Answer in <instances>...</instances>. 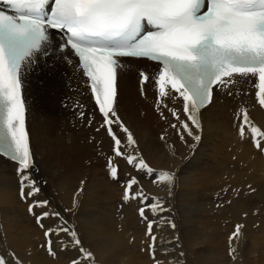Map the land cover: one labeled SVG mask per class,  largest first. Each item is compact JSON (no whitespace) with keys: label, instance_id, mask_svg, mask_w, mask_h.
<instances>
[{"label":"bare ground","instance_id":"6f19581e","mask_svg":"<svg viewBox=\"0 0 264 264\" xmlns=\"http://www.w3.org/2000/svg\"><path fill=\"white\" fill-rule=\"evenodd\" d=\"M144 65L151 76L158 71L155 66ZM118 83L119 115L137 141L135 147L138 154L154 172L146 174L131 165L126 167V161L117 158L119 182L109 177L106 161L113 155L112 142L103 130L99 133L96 131L102 122L101 115L81 79L65 81L55 65L30 73L28 84L24 87L28 108L26 127L35 160L31 175L41 188L37 198L48 200L47 210L59 212L67 220L69 228H73L74 224L83 245H89L99 264H134L140 261L139 256L142 258L140 253L134 251L142 241L144 244L149 243L150 237L143 231H128L124 229L125 226H119L118 220L132 218L134 208L126 207L118 215L116 206L123 202L122 183L125 185L130 177H136L148 203L158 199L163 205L161 217L168 221L184 220L191 224L187 223L190 234L185 241L192 256L196 242L206 244L202 246L207 250L197 251L196 260H191L190 264H264L263 227L249 234V243L245 242L247 236L234 242L237 245V259L233 261L229 249L223 252V243L211 233L207 235L206 228L210 224L203 221L222 218V212L214 215L218 212L213 211V202L209 201L213 200L218 190L226 192L228 188H242L239 197L234 195L235 199L231 200L232 206L228 209L231 219L243 221L256 218L249 216L245 219V213L249 211L250 204L254 205L256 200L264 197V155L252 148L253 143L247 132L244 139L240 137L238 116H242L246 110L251 123L264 130V108L256 98L257 80L253 78L241 82L232 95L214 91L213 103L200 114L202 128L199 130V142L182 133L179 126H171L177 124V121L168 108L177 109L181 119L186 120L182 113V100L173 102L168 99V108L157 110L155 85L147 84L144 94H141L135 70L122 74ZM81 112L87 119L80 117ZM88 119H92L91 124ZM193 144L195 148L191 147ZM15 167L14 163L0 158V223L3 225L5 243L18 255H24V260L31 258L32 264H64L63 261L47 257V252L39 247L41 244L37 245L39 241L36 239L43 229L31 223L35 220L28 212L32 198L21 200L19 197ZM161 171L176 174L171 194L169 188L159 182L158 174ZM248 185L254 189L257 187V190L242 200L240 194ZM128 203L132 205L137 201ZM208 203L210 210L207 208ZM41 211L43 209H36L37 213ZM257 218L261 217L257 215ZM44 221L52 227L63 222L55 216ZM220 236L223 238V235ZM163 238L166 242V239L175 240L176 236L168 232ZM69 239L65 235L62 237L65 241ZM182 245V240L177 241L176 250L157 255L160 264H183L180 261ZM76 251L75 248H68L58 253L61 259H71L78 253Z\"/></svg>","mask_w":264,"mask_h":264},{"label":"snow or ice","instance_id":"6c2138e0","mask_svg":"<svg viewBox=\"0 0 264 264\" xmlns=\"http://www.w3.org/2000/svg\"><path fill=\"white\" fill-rule=\"evenodd\" d=\"M0 3L13 13L0 10V158L16 165L19 197L32 198L28 212L43 229L45 241L41 247L53 258H58V251L75 248L78 255L70 264H95L94 253L84 247L77 231L68 227L59 212L47 210L48 200L37 198L41 188L31 175L35 160L26 130L28 108L23 77L39 55L59 50L69 63L72 61L68 53L76 58V67L86 78V86L101 115L102 122L96 131L103 130L112 142L113 155L107 158L106 166L109 177L116 182L120 179L117 158L140 172H154L138 154L137 141L119 115L118 81L128 67L121 62L122 58L147 59L158 65L154 76L139 71L141 94L147 84L153 83L157 110L168 108V99L182 100L186 120L181 119L177 109L168 108L177 121L171 126H179L195 142L201 140V110L213 103L216 90L232 95L238 84L255 78L256 98L264 108V0H0ZM55 33L62 34L61 42L54 43ZM79 115L87 119L83 112ZM238 119L240 137L244 139L247 132L254 147L264 152V130L251 123L246 110ZM88 122L91 124L92 119ZM158 179L171 194L175 172L161 171ZM144 198L139 181L130 177L123 201L139 202ZM37 208L43 211L37 213ZM162 209L158 199L151 204L154 214ZM138 211L147 221L145 234L151 240L147 249L141 250H147L155 264H160L156 259L157 237L153 234L155 222L148 220L143 207ZM53 216L63 222L46 227L44 220ZM171 227L175 228V223ZM244 227L237 224L229 236V256L233 261L237 259L234 242L242 236ZM61 234L70 239H60ZM0 264H24V261L15 252H0Z\"/></svg>","mask_w":264,"mask_h":264},{"label":"rangeland","instance_id":"374dc122","mask_svg":"<svg viewBox=\"0 0 264 264\" xmlns=\"http://www.w3.org/2000/svg\"><path fill=\"white\" fill-rule=\"evenodd\" d=\"M89 141H91V140H89ZM252 146V145H251ZM254 147V145L252 146V148ZM254 150H255V147L253 148ZM261 152V151H260ZM263 155H264V152H261ZM262 155V156H263ZM126 167H131L130 165H128L127 163H126V165H125ZM133 171H135V169H133ZM122 185H123V183H122ZM120 186L121 188H122V190H123V192H122V196H123V193H124V188H125V185H123V186ZM251 187V188H250ZM249 187V185L248 186H246L245 187V192H246V190L248 191V193L246 192H244L243 191V193L242 194H240V198H242V200H244L245 199V197L247 196V195H249V193L250 194H252V193H254L257 189V187H255V189L253 188V186L251 185ZM229 189H231V188H228V189H226V192H225V190H218L215 194H214V196L212 197V199L213 200H211V201H209V202H213V205L214 206H216V207H214L213 206V211H216V212H218L217 214H214V215H219L220 214V212H222L221 213V215H222V218H213L212 220H203L204 222L206 221L208 224H210V226H208L207 228H206V231H207V235L209 234V233H211V235L212 236H215L217 239H219L223 244H222V251L223 252H225L226 250H228L229 249V246H228V242H229V236L232 234V232L234 231V229H235V226L237 225V224H242V225H244L245 227L242 229V236L239 238V240H241V239H244L246 236V238H245V242L246 243H249V234H251V233H253L255 230H260L262 227H263V229H264V204H263V200H264V197L262 198V196L258 199V200H256V202H258L259 200V204L258 203H254V205L252 204H250V209H249V211H247L246 213H245V219L246 218H248L249 216H251V217H256V218H254V220H232L231 218V215H230V213L228 212L229 210H230V208H231V206H232V199H235V196H238V194L241 192V189L242 188H238V190H236V189H231L230 191H229ZM239 189H240V191H239ZM251 191H249V190ZM252 189V190H251ZM254 190V191H253ZM221 192V193H220ZM223 193H225V194H223ZM226 194H228V195H226ZM246 194V195H245ZM235 195V196H234ZM241 195H243V196H241ZM227 197V198H226ZM239 197V196H238ZM215 198V199H214ZM223 199V200H222ZM228 199L230 200V202L228 203ZM262 200V201H261ZM224 201H226L227 202V205H225L226 204V202L225 203H223ZM152 203H155V201H151L150 203H148V201L144 198L141 202H137L136 204H129L128 202L127 203H125L124 201L123 202H121L120 204H119V206H116L117 207V211H118V215L124 210V208H126V207H133L134 208V210H133V212H131V215H132V218L130 219V220H118V225L119 226H125V230H128V231H143V232H145L146 233V231H147V227H146V225H147V221L146 220H144L140 215H139V211H138V209L140 208V207H143L144 209H145V214H146V216H147V218H148V220H151V221H154L155 223H154V232H153V234L157 237V240H159V242L158 241H156V246H155V249H156V256L157 255H160V254H162L163 252L164 253H168V252H172V251H174V250H176L177 249V246H176V242L177 241H183V245H182V253H184V255L181 257L180 256V261L183 263V264H190V261L191 260H196V257H197V255H198V252L197 251H199L200 250V252H204V251H206L207 249H206V247L205 246H202V245H204L205 243H203V242H196L195 243V245L197 246H194L193 247V256H192V252L189 250V249H187V240L185 241V238L190 234V232L188 231V229L190 228V226H191V224L190 223H185V221L184 220H165L163 217H161V215H160V212H161V210L160 211H158L157 213H153L152 212V210H151V204ZM217 203V204H216ZM221 203H223V204H221ZM257 204V206L255 207V205ZM223 205V206H222ZM229 205V206H228ZM262 205V207H260L259 208V206H261ZM227 206V208H225ZM219 207H221V208H219ZM253 207H255V209H253ZM207 208L210 210L211 209V206H210V203H208L207 204ZM215 208H217V210H215ZM257 208V209H256ZM221 209V210H220ZM227 209V210H226ZM229 209V210H228ZM259 209H261L262 211H260ZM202 210H203V208H202ZM254 212H256V213H254ZM258 212L261 214H258ZM250 215H249V214ZM259 216V217H261V218H257V215ZM224 215V216H223ZM263 215V216H262ZM118 217V216H117ZM220 219H222L221 221H220ZM229 220V221H228ZM182 221H184V222H182ZM213 221V222H212ZM224 221V222H223ZM237 222V223H235V222ZM120 222V223H119ZM175 223V225H176V227L175 228H172L171 227V223ZM231 222V223H230ZM31 223H33V225H37L36 224V222H35V220H33V221H31ZM44 223H45V226H47L49 223H47L46 221H44ZM185 223V224H184ZM47 224V225H46ZM73 224V223H72ZM226 224H228L227 226H226ZM261 224V225H260ZM68 226H69V224H68ZM261 226V227H260ZM47 227H49V226H47ZM222 227V228H221ZM232 227H234V228H232ZM73 228L74 229H76L75 228V226H74V224H73ZM138 228V229H137ZM211 228V229H210ZM247 230L249 231V232H247ZM3 232V225L0 223V252H15L12 248H10V247H8L7 246V244L5 243V236H4V234L2 233ZM168 232H172L175 236H176V239L175 240H172V241H169V240H167L166 239V242L164 241L165 240V238H163V235H165L166 233H168ZM226 232V233H225ZM81 234V233H80ZM244 234H246V235H244ZM63 235L64 234H61V237H60V239H62V237H63ZM178 235V236H177ZM220 235H223V238L220 236ZM43 230H42V234L40 235V237L39 238H37L36 239V241L38 242V244L37 245H40V244H43L44 243V241H45V237H44V239H43ZM181 236V237H180ZM42 237V238H41ZM225 237H227V238H225ZM194 238H196V236L194 237ZM225 238V239H224ZM42 241H40V240ZM224 239V240H223ZM54 240H55V238H54ZM2 242H3V244H2ZM56 243H57V245H58V243H59V241H56ZM149 243H151V240L149 241ZM148 242L146 243V244H144V242L142 241L141 242V245H139V248H137V250H135V249H133V250H135L134 252L137 254H141L142 255V258H141V256H139V260L141 261V263H140V261H138L137 263H134V264H146V263H148V264H155V262H154V260L151 258V256H150V254H149V252L147 251V250H144V251H142L141 249L143 248V249H147V247L146 246H148V244H149ZM185 244V245H184ZM198 244H200V245H198ZM206 245V244H205ZM226 245V246H225ZM158 246V247H157ZM161 246V247H160ZM39 247H41V245L39 246ZM84 247L85 248H87V249H89V250H91L92 251V249L89 247V245L88 244H85L84 245ZM157 247V248H156ZM202 247H204V248H202ZM167 248V249H166ZM171 248V249H170ZM195 248H197V249H195ZM158 249L159 250H161V251H158ZM186 250V251H185ZM137 251V252H136ZM159 253H158V252ZM77 252V251H76ZM93 252V251H92ZM133 252V251H132ZM133 252V253H134ZM162 252V253H161ZM197 252V253H196ZM16 253V252H15ZM17 254V253H16ZM77 255H78V253L74 256L73 255V257L75 258V257H77ZM165 254H163V256H164ZM23 261H24V264H32V262H31V258H30V260L29 259H26V260H24L25 258H24V255H18ZM46 256L48 257L49 255L48 254H46ZM95 256V255H94ZM195 256V257H194ZM72 257V258H73ZM49 258H51L52 260H57V261H63L62 263H64V264H70V261H71V259H70V257H67V258H65V259H61L60 258V255H59V253H58V258H52L51 256H49ZM60 258V259H59ZM144 258H145V260H144ZM157 258H159V257H156V259ZM246 256L244 257V260H246ZM158 260V259H157ZM183 260V261H182ZM186 261H187V263H186ZM95 264H99L98 262H97V259H96V257H95Z\"/></svg>","mask_w":264,"mask_h":264}]
</instances>
